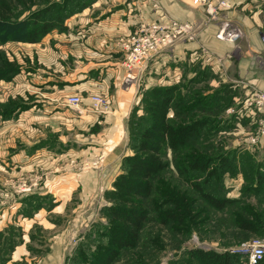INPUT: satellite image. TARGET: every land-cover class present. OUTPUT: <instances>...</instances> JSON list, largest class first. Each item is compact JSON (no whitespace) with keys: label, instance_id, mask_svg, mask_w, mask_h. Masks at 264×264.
<instances>
[{"label":"trees","instance_id":"1","mask_svg":"<svg viewBox=\"0 0 264 264\" xmlns=\"http://www.w3.org/2000/svg\"><path fill=\"white\" fill-rule=\"evenodd\" d=\"M43 1L22 16L29 2L40 0H0V47L14 41L38 43L55 30L65 32L67 20L96 0ZM182 68L179 82L150 86L132 109L127 122L132 153L124 157L121 172L104 193L109 204L100 209V218L105 222L91 225L66 264H146L149 251L157 253L165 247L155 228L191 236L192 225H198L203 213L202 202L218 211L246 204L250 197L264 202V165L249 153L239 157L237 150L224 151L210 138L212 131L216 135L210 125H216L219 115L234 104L236 86L230 83L210 90L199 85L222 78L212 67L185 62ZM21 69L17 60H10L0 49V81L14 79ZM29 107L10 100L0 104V115L9 119ZM238 171H242L245 187L239 197H227L225 178ZM35 196H30L25 213L52 208L49 197ZM258 218L237 217L236 226L258 234L262 224ZM37 228L30 233L31 241L43 237ZM22 242L19 228L0 231V263L8 262ZM181 255L168 264H242L241 257L229 251L193 248ZM258 264H264V258Z\"/></svg>","mask_w":264,"mask_h":264},{"label":"crops","instance_id":"2","mask_svg":"<svg viewBox=\"0 0 264 264\" xmlns=\"http://www.w3.org/2000/svg\"><path fill=\"white\" fill-rule=\"evenodd\" d=\"M229 2V7L222 9L219 15L212 17L198 3V0H96L83 12L75 14L67 20L68 29L65 32L55 30L38 43H9L7 45L17 44L27 46L32 50V52H28L27 67L31 69L28 72L29 75L34 78L28 79L25 86L28 85L29 88L36 90H48L51 93L47 94L53 102L59 101V98L66 97L67 99L70 96L78 95L83 98V103L88 102L87 104H89L88 96L93 93H102L110 101L109 112L120 115L127 112L129 107L121 92L123 91L122 84L128 73L123 65L127 56L125 49L127 41L134 34L140 33L142 29L153 24L164 25L170 20H175L192 25L195 39H178L171 45L175 54L170 56L169 60L163 56V52L166 50L164 47L165 49L163 48L162 51L155 54L154 58L148 59L142 69L136 71L138 76L144 75L150 61L155 59H160L151 64L155 69H158L166 61L165 64L174 66L173 74L177 78L176 82L180 81L183 76L182 63L185 62L210 66L222 78L225 77L224 80H231L230 74L235 67L236 77L248 80L244 86H250L259 94L264 92V45L261 40V35L264 32V0H229ZM155 4H158L159 8H156ZM223 29H225L224 33L239 30L240 34L234 38H227L224 34L222 37L220 33ZM54 48L59 49L58 56L62 59L61 62L53 53ZM204 49L207 51L205 52ZM204 56L205 59H203ZM219 59H223V64ZM18 60L22 63V72L25 71L23 58ZM214 65L219 67L220 72L214 69ZM221 67H223L224 72ZM25 74L28 75L27 72ZM5 84L4 81L0 83V85ZM37 84H40V87ZM58 104L55 103L53 109H59L60 105ZM18 111H23L16 118L19 127L23 125L21 118L23 114L27 113L32 116L31 119L37 120L41 112L40 109L37 112L36 107L31 105L25 110L20 109ZM55 113H59L57 116L59 121L50 120L48 124L51 128L46 130L45 134H43V128L40 126H38V130H34V133L38 132L35 137L40 135L41 137L31 144L32 151L30 148L28 149V155H26L29 158L28 161L35 155L29 156L30 153L37 152L38 149L50 148L49 143L52 137L57 136L62 139L63 135H58L57 132H61L63 126L55 128L52 122H59L63 125L65 121L71 120L70 113L61 110H56ZM88 117H90L89 120ZM80 118L82 120L79 121H86L90 124L92 120L96 123L101 121L100 117L94 114H88L87 118ZM105 118L108 121L114 120V124L120 127L115 116L110 115ZM73 120L76 121V119ZM30 122L31 120L28 121V123ZM34 124L35 122H31L30 128L33 129ZM114 142L115 140L112 141V143ZM119 143L115 145H119ZM20 145V150L26 153V148L23 147L25 146L24 143H20ZM41 171V169L33 168L32 170H23L14 184H11L10 181L7 182L10 183L8 190L0 192V200L2 201L0 231L15 226L23 234V242L15 246L11 259L4 264H13L17 261L26 264H38L44 257L53 252V245L49 244L53 242V238L47 240V236H43L38 241H31L30 233L37 227L53 230L61 226L64 219L59 214L67 211L71 198L66 196V199L62 200L63 202H59L60 199H55L51 191L52 183H54L51 180L52 172ZM40 176L43 179L36 184L34 178ZM56 177L64 178L60 181L62 184L60 188L68 187L72 193L79 186L84 189L86 183H89L94 190L103 185L106 186L107 183L106 180L101 179L99 172L92 169L81 174L67 170ZM81 177H90V179L83 181L80 179ZM69 178H75V180L70 181ZM115 178L112 180V184ZM54 184L58 186L60 183L55 182ZM112 184H110L111 187ZM25 185L31 186V190L22 191ZM11 187L12 191H9ZM31 195H36L41 199L49 197L52 208L49 210L43 207L32 215L25 213V209L30 208L29 199ZM51 213L58 214V216L48 218L47 216ZM96 221L87 222V228H90ZM83 236L80 237L81 240ZM74 250L62 260L61 264L67 263Z\"/></svg>","mask_w":264,"mask_h":264},{"label":"rangeland","instance_id":"3","mask_svg":"<svg viewBox=\"0 0 264 264\" xmlns=\"http://www.w3.org/2000/svg\"><path fill=\"white\" fill-rule=\"evenodd\" d=\"M42 2L44 1L40 0L36 4H30L29 2L30 7L21 12L23 13L22 16L28 14L33 6L42 4ZM220 36L224 37L223 32L220 33ZM9 43L26 42L14 41L8 42L7 44ZM7 44L1 46L0 49L5 52L10 60H17L20 65L22 63L18 59L22 57L26 63H23L26 68H24L25 71L23 72L21 69L20 74L15 76L14 79L9 81L2 80L6 84L0 85V104L5 105L10 100H14L26 106H35L36 111L38 112L40 109L41 112L37 120L31 119L32 116H29L27 113L23 114L21 116L23 119V125L21 127L16 123L18 121L16 118L23 111H17L13 115L14 117L9 119L0 115V192L8 190L10 183L7 182L10 181L11 184H14L17 181L18 175L23 170H32L33 168L41 169V172H52V182L60 183L58 186L52 183L53 187L51 191L55 199H60L59 202H63L62 200L66 199V196H69L71 199L67 211L59 214L64 219L61 226L53 230L37 228L36 233L38 235L41 236L43 234V236H47V240L53 238V242L49 243L53 245V252L44 257L38 264H61L62 260L72 253L81 240L80 237L87 232L89 227L87 228L86 224L90 220H101L98 218L100 217V209L109 204L104 197V193L111 188L110 184H112V180L121 170L124 157L132 153L128 147L130 135L127 122L131 110L134 106L139 105L143 91L148 89L150 85H165L179 81H175L177 78L173 74L174 66L172 64H165L166 61L158 69H155L151 64L160 59L150 61L144 75L138 76L132 83L122 84L123 91L121 92L123 99L129 104L128 111L120 115L109 112L104 114L103 117L100 116L101 121L96 123L92 120L90 124L86 121H79L82 120L80 117L87 118L88 114H94L87 110L89 107L88 102L83 103L79 107L80 112L78 109H72L68 106L67 100L69 97L67 99L66 97L59 98V101L53 102L47 94L51 93L48 90H36L29 88L28 85L25 86V83H28V79L34 78L29 75L28 72L31 69L27 67V61L29 60L28 52H32V50L27 46ZM204 51L206 52L207 50L204 49ZM53 53L59 58L58 61L61 62L62 59L58 56L59 49L54 48ZM163 53V56H166L168 60L170 56L175 54L172 46L166 48ZM205 58L204 56L203 59ZM71 59L73 60V57ZM220 61L222 63L223 59H220ZM213 67L216 71H219L217 65ZM235 69L233 67L232 74H230L231 80H224V77L221 79L218 78L219 80L212 79L204 81L199 85L204 87L207 85L208 89L215 90L222 88V85L231 83L237 88L236 94L233 96L234 104L227 107L219 115L216 125L213 123L210 125L211 128L216 130V135L212 131L210 138L213 139L214 146L217 145L219 146L218 148L224 151L237 150V153L240 154L239 157L249 153V155L255 158L258 164L262 163L264 165V102L259 101L253 88L244 86L248 80L236 77ZM221 70L224 72L223 67H221ZM26 72L28 75L25 74ZM32 72L34 71L32 70ZM37 85L40 87V84ZM261 94H264V92H261ZM55 103H59V109H53ZM56 110L68 111L71 117V120L68 122L65 121L63 125L59 122H52L55 128L63 126V130L57 132L59 133L58 135H63L62 139L57 136L52 137L49 143L50 148H42L38 149L37 152L30 153L29 156L32 154L35 155L28 161L29 158L26 156L28 155V149L30 148L32 151L31 144L41 137V135L35 137L38 132L34 133V130H38V126H40L43 128V134H45L46 130L51 128L48 124L50 120L56 119L53 121H59L57 120L59 113L56 114ZM110 115L117 118L120 127L114 124V120H106L105 117ZM233 118H237V120ZM73 119H76V121ZM87 119L89 120L90 117ZM30 120L31 122H35L33 129L29 125L31 122L28 123ZM114 140L115 142L112 143ZM118 142H120L119 145H115ZM20 143H24L25 146L23 147L26 148V153L20 150ZM90 169L99 172L101 179L106 180L109 186L106 183V186L103 185L99 189L94 190L90 187L89 183H86L84 189L79 186L73 193L70 192V188L68 187L65 189L60 188L62 185L60 181L64 180V178L56 177L57 175L67 170L81 174ZM241 172L238 171L235 175L231 174L226 176L223 190L225 189L224 195L227 197L234 198L240 196L242 188L245 187V179ZM40 177V180H42L43 177ZM80 179L85 181L86 179L89 180L90 177H81ZM69 180H75V178H69ZM5 181L6 183H4ZM70 181L69 186L71 187ZM9 191H12V187ZM218 195L220 194L218 193ZM247 200L248 202L246 204L236 203L223 211H218L209 206L207 202H202L200 198L202 205L199 207L203 209V213L200 215V219L198 218V225H192L194 231L188 237L184 234H173L166 228L158 232L157 230L160 228L157 229V227H154L156 230L154 232L163 236L165 247L157 253L155 251H149V254L145 257L146 264H168V262L176 260L178 256H180L178 258H181V254L187 249L203 248L223 252L230 247L246 242H252L257 239L264 240V202L254 197H250ZM54 214L51 213L47 217L58 216V214ZM88 217L90 218L88 219ZM237 217H243L249 220H254L256 217H259L258 219H261L262 222L259 233L242 232L236 226ZM101 221L105 222L104 219ZM241 263H244L242 257Z\"/></svg>","mask_w":264,"mask_h":264},{"label":"built area","instance_id":"4","mask_svg":"<svg viewBox=\"0 0 264 264\" xmlns=\"http://www.w3.org/2000/svg\"><path fill=\"white\" fill-rule=\"evenodd\" d=\"M198 3L203 6L206 12L214 17L219 15L220 11L230 6L229 0H198ZM156 8L158 4L154 5ZM225 29L222 30L223 34L227 38H234L239 36V30H231L228 33H224ZM195 39V32L193 26L188 23H180L175 20H170L168 23L153 24L146 29H142L140 33L134 34L125 46L127 56L125 57L124 67L128 71L125 76L124 83H132L137 79V70H140L145 65V62L152 58L155 54L162 51L163 48L170 47L178 39ZM261 40L264 45V32L261 35ZM164 48V49H165ZM220 60V59H219ZM260 102H264V94L256 93ZM89 107L88 111L94 113V115L104 116L109 113L110 101L108 97L102 93H93L88 96ZM83 98L74 95L70 96L67 100L69 107L78 109L80 112V106L83 104ZM259 102V103H260ZM41 177L34 178V182L38 184ZM31 186H23L22 191H30ZM2 201L0 200V206ZM233 254H237L244 259L243 264H258L264 258V240L257 239L252 242H246L234 247H230L225 250Z\"/></svg>","mask_w":264,"mask_h":264}]
</instances>
